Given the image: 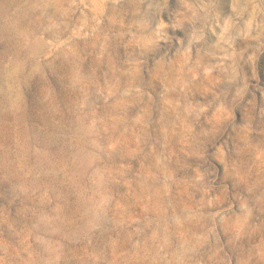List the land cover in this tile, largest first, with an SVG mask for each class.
Returning <instances> with one entry per match:
<instances>
[{
	"label": "rangeland",
	"instance_id": "rangeland-1",
	"mask_svg": "<svg viewBox=\"0 0 264 264\" xmlns=\"http://www.w3.org/2000/svg\"><path fill=\"white\" fill-rule=\"evenodd\" d=\"M0 32V264H264V0H0Z\"/></svg>",
	"mask_w": 264,
	"mask_h": 264
},
{
	"label": "bare ground",
	"instance_id": "bare-ground-1",
	"mask_svg": "<svg viewBox=\"0 0 264 264\" xmlns=\"http://www.w3.org/2000/svg\"><path fill=\"white\" fill-rule=\"evenodd\" d=\"M12 4V3H11ZM6 9V8H5ZM8 10V9H7ZM10 12V11H9ZM2 21V20H1ZM6 26V25H5ZM5 29V28H4ZM11 30V29H10ZM5 31V30H4ZM1 33V32H0ZM6 33H8V32H6ZM180 89V88H179Z\"/></svg>",
	"mask_w": 264,
	"mask_h": 264
}]
</instances>
